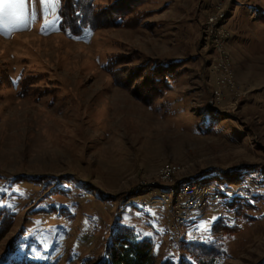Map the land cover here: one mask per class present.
<instances>
[{
    "label": "rangeland",
    "instance_id": "374dc122",
    "mask_svg": "<svg viewBox=\"0 0 264 264\" xmlns=\"http://www.w3.org/2000/svg\"><path fill=\"white\" fill-rule=\"evenodd\" d=\"M60 7L0 31V264H100L119 225L184 264L220 218L238 232L215 264H264V0H96L79 37ZM166 165L239 184L180 226L149 193Z\"/></svg>",
    "mask_w": 264,
    "mask_h": 264
},
{
    "label": "trees",
    "instance_id": "16d2710c",
    "mask_svg": "<svg viewBox=\"0 0 264 264\" xmlns=\"http://www.w3.org/2000/svg\"><path fill=\"white\" fill-rule=\"evenodd\" d=\"M96 0H61L59 16L62 20V27L71 35L79 37L86 29L96 31L100 28L99 17L95 13ZM123 17H118L115 21L116 25L123 23ZM167 66H162L161 72L153 69L156 79L165 81V77L170 79L166 73ZM157 72V73H156ZM158 75V76H157ZM154 78V76H152ZM162 84V81H161ZM148 103H151L148 102ZM240 172H226L223 176L209 177L204 182H216L220 185L239 184ZM223 184V186H224ZM225 192L223 199L227 195V188L224 186ZM1 199V198H0ZM236 200L228 204V208L234 210L237 207ZM16 215L11 209L3 204L0 200V242L10 233L14 225ZM238 232L235 226L226 224L223 218L218 219L211 227L210 239L204 242H188L186 245L187 253L191 261H186L184 264H215L217 258L223 255L225 242L227 238ZM156 256L153 254V244L150 239H138L137 231L133 227L119 225L113 233V239L109 242L106 248L103 261L100 264H156ZM9 264H44L33 262L32 260H16ZM162 264H176L171 260H167Z\"/></svg>",
    "mask_w": 264,
    "mask_h": 264
},
{
    "label": "built area",
    "instance_id": "2783aa9c",
    "mask_svg": "<svg viewBox=\"0 0 264 264\" xmlns=\"http://www.w3.org/2000/svg\"><path fill=\"white\" fill-rule=\"evenodd\" d=\"M223 82L226 83L225 80ZM183 170L181 166H163L160 179L149 183V193L156 196L180 226L186 225L194 214L202 213L213 203L221 201L225 192L223 186L216 182L181 183L184 180L180 179L184 175ZM139 205L145 207L146 201L142 200Z\"/></svg>",
    "mask_w": 264,
    "mask_h": 264
},
{
    "label": "snow or ice",
    "instance_id": "6c2138e0",
    "mask_svg": "<svg viewBox=\"0 0 264 264\" xmlns=\"http://www.w3.org/2000/svg\"><path fill=\"white\" fill-rule=\"evenodd\" d=\"M60 0H40L45 11H56ZM31 18L27 9V0H0V31L11 32L14 28L27 27Z\"/></svg>",
    "mask_w": 264,
    "mask_h": 264
}]
</instances>
